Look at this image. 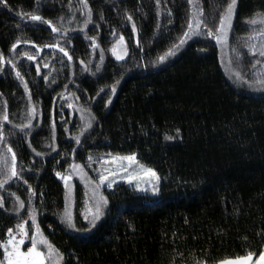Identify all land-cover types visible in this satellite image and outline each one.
Listing matches in <instances>:
<instances>
[{
  "label": "trees",
  "instance_id": "1",
  "mask_svg": "<svg viewBox=\"0 0 264 264\" xmlns=\"http://www.w3.org/2000/svg\"><path fill=\"white\" fill-rule=\"evenodd\" d=\"M229 2L87 0L85 27L82 0H0V154L10 165V146L23 175L0 187V240L23 221L31 230L34 208L63 264H215L264 251V91L230 79L203 25L183 36L197 12L215 32ZM29 13L43 20L24 19ZM255 14L264 0H237L229 40L244 74L247 45L264 39H249L262 30L247 24ZM121 35L128 53L119 60L110 47ZM100 154H135L159 174L161 190L105 188L109 204L94 227L78 213L79 196L72 230L56 173Z\"/></svg>",
  "mask_w": 264,
  "mask_h": 264
},
{
  "label": "snow or ice",
  "instance_id": "2",
  "mask_svg": "<svg viewBox=\"0 0 264 264\" xmlns=\"http://www.w3.org/2000/svg\"><path fill=\"white\" fill-rule=\"evenodd\" d=\"M6 2V0H5ZM193 0H189V3H192ZM84 7L87 9V19L85 20L84 26L86 27L89 22H91V8L87 4V0H82ZM237 0H230L227 4L225 11L220 15L219 25L216 31L214 32L212 29L207 27V24L201 19L199 12H197L194 18H190L188 21V30L183 33L185 38H190L191 35H199L201 26L205 29L206 35L208 37H214L217 43H223L228 38V33L232 29L233 26V15L236 9ZM157 4H159V0H157ZM24 19L31 20L33 22L42 21L43 18L34 13H29L24 15ZM128 20H131L132 17L128 16ZM48 24H52V21H46ZM259 23L260 25L264 26V14H255L253 18L247 20L248 25H256ZM133 30H135V23L132 25ZM53 32H59L60 29L57 28L55 25L52 26ZM67 31V29H65ZM257 38H264V28L260 32H252L249 36L250 40H254ZM93 39V46L97 47L98 45L95 44V38ZM124 37L120 36V41L122 42ZM27 43L28 41H24ZM185 39H181L179 44L175 45L174 48L178 50L179 46L185 43ZM21 43L20 39H17L16 43L12 45V48L15 49L17 44ZM59 47V45H55ZM247 48L252 53H259V56L264 57V39H262L261 44L257 46L256 44H248ZM61 52H65V48L60 47ZM112 51L115 53L116 49L113 48ZM236 52L237 57H239L240 53L238 50L233 49ZM169 55H174L175 51L173 49L168 50ZM167 57L161 56L159 59L164 60ZM3 56L0 54V70L3 69ZM29 59H35V57H29ZM68 59L70 60L71 57L69 56ZM101 59H103V54L101 52ZM117 59H122L121 56H117ZM260 62V61H258ZM8 63L12 64V67L15 68L16 65L11 61ZM83 63V62H82ZM99 68V65L97 66ZM16 75L20 77V72L17 71ZM239 76V73H237ZM253 83L259 85L260 88L264 89V76H261L260 79L249 82V86H252ZM25 88H27V83L25 82ZM114 90V89H113ZM35 112L33 108L30 113V118L28 120V127L32 126L31 121V114ZM3 120L7 121L8 116L5 113L3 115ZM91 125H85V127H90ZM24 127V126H20ZM179 131V130H177ZM0 138H3V132L0 131ZM76 141L79 143V137H76ZM8 152L11 153V164L9 165L7 162V156L4 154H0V162H3V166L0 167V187H3L6 183L11 181L15 177H19L23 179V175L20 171L17 170L16 167V154L13 152L12 148L9 146ZM91 159V157H89ZM114 160H127L130 163L136 161L135 154L126 156V157H114ZM73 167L77 170L82 171V165H73ZM143 169V166H141ZM120 171L124 173L122 179H126L129 184H132L135 181V189L139 191H151L152 194L157 195L160 192V177L155 170L152 168L143 169L142 171L134 174H129L127 168L121 166ZM58 176H61V173H56ZM118 175L117 172H108V175L101 174L99 177V184H95L92 192L93 198V206L89 208L88 212L90 214H85L84 219L89 222L90 226H95L96 222L101 219L105 215V209L109 204L108 198L104 196L102 193H99L100 185L104 184L105 181H109V177H112L111 181L108 183V187H112L115 183V177ZM150 179H145V178ZM65 181V187H68V181L71 179L70 176H62L61 177ZM141 180H143V185L141 184ZM24 183H27L25 180ZM29 191L32 192L31 186H29ZM35 194V193H33ZM19 207L16 209L19 212L20 209L25 207V203L22 200H19ZM0 205H2V197H0ZM36 210L30 209L29 216L31 217L33 231L29 236L28 228H27V221H23L20 224L16 225L18 229V234L13 232L12 228L7 230L8 237L5 240H0V250H2V259H0V264H63L64 255L59 251V249L55 248V246L48 240L47 236L43 233L40 229L39 225L36 223ZM62 215V218L67 221L69 226L75 228V224L73 223L72 215L70 211L66 208L65 212ZM29 241V244L26 246L25 242ZM26 247V250H25ZM42 249H46L42 250ZM255 254L253 252H248L244 257H236L235 259H225L219 262V264H250L253 260V256ZM197 264H207L206 261H198ZM254 264H264V251L259 253V256L255 259Z\"/></svg>",
  "mask_w": 264,
  "mask_h": 264
},
{
  "label": "rangeland",
  "instance_id": "3",
  "mask_svg": "<svg viewBox=\"0 0 264 264\" xmlns=\"http://www.w3.org/2000/svg\"><path fill=\"white\" fill-rule=\"evenodd\" d=\"M237 5V3H236ZM236 11V9H235ZM234 16L233 15V22H234ZM254 27H262L264 26L257 23L256 25H251ZM231 31V30H230ZM230 31L228 33V38L223 43H218L220 52H221V59L223 67L230 77L232 81H234L239 86H244L245 88L252 89L253 91H264V89L260 88L259 85L253 83L252 86H249V82H254L261 78V76H264V57L259 56V53L257 55H254V53L250 52L248 48H246V60L250 63V70L246 74H244L243 65L239 64L237 62L238 58L236 53L231 49L230 46ZM255 31V30H253ZM260 32V31H259ZM254 40H252L253 42ZM115 48L116 52L114 53L112 49ZM110 52L112 55L117 58V56H121L122 59H124L127 56L128 53V47L125 39L121 42L120 36L117 37V39L114 41L113 45L110 47ZM121 60V59H119ZM241 61V60H240ZM260 61V62H258ZM239 73V76L237 75ZM250 74V75H249ZM85 118H89L86 116ZM132 154L127 155H119V154H100L91 156V159H88L87 163L85 165L81 163H73L71 164L65 172L61 173V176H58L60 180L62 181L64 187H65V181L61 178L62 176H70L71 179L68 181V187H65L66 192V208L70 211L73 219V223L75 224V228H72L69 226L67 221L64 219L65 223L73 230L76 229V215H77V202L79 196H82V202H81V208L79 209L78 213L82 219L83 222L89 224L88 221L84 219L85 214H89L88 210L90 207L93 206V198H92V192L93 188L95 187V184H99V177L101 174L108 175V172H117L118 175L115 177V183L112 185V187L120 182L127 183L130 186L135 185V181H133L132 184H129L126 179H122L124 173L120 171V167L123 166L128 169L129 174H134L142 171L143 169H147L150 167H147L143 164H141L136 157V161L130 163L127 160H114V157H126ZM136 156V155H135ZM73 165H82V171L77 170L73 167ZM143 166V169L141 168ZM159 175V174H158ZM160 177V176H159ZM161 178V177H160ZM112 177H109V181H105L104 184L100 185L98 192L102 193L104 195L103 190L105 188H112L108 187V183L111 181ZM150 179V178H145ZM161 183V179L159 181V185ZM141 184L143 185V180H141ZM77 186H80L79 189H77ZM139 191V190H138ZM144 193H148L151 195H154L151 193V191H140ZM79 193V194H78ZM158 195V194H157ZM154 195V196H157ZM105 196V195H104ZM107 208V207H106ZM106 211V209H105ZM90 217V214H89ZM91 218V217H90ZM103 217H101L102 219ZM100 219V220H101ZM98 222V221H97ZM96 222V223H97ZM27 228H28V222H27ZM33 227L31 230L28 228L29 236L31 235L33 231ZM13 232L18 234V229L15 227L13 228ZM29 244V241L25 242V245L27 246ZM26 250V247H25ZM45 250L46 249H42ZM244 257V256H242ZM257 257L253 256L252 262L250 264H254V261ZM235 259V258H232ZM215 264H219L215 263Z\"/></svg>",
  "mask_w": 264,
  "mask_h": 264
}]
</instances>
